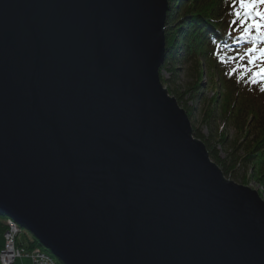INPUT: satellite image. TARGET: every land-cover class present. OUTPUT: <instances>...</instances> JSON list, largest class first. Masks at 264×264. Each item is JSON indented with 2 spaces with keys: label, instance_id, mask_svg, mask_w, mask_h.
Wrapping results in <instances>:
<instances>
[{
  "label": "water",
  "instance_id": "obj_1",
  "mask_svg": "<svg viewBox=\"0 0 264 264\" xmlns=\"http://www.w3.org/2000/svg\"><path fill=\"white\" fill-rule=\"evenodd\" d=\"M169 0H0V211L61 264H264V200L161 81Z\"/></svg>",
  "mask_w": 264,
  "mask_h": 264
},
{
  "label": "trees",
  "instance_id": "obj_2",
  "mask_svg": "<svg viewBox=\"0 0 264 264\" xmlns=\"http://www.w3.org/2000/svg\"><path fill=\"white\" fill-rule=\"evenodd\" d=\"M169 2L167 52L160 71L163 85L174 87L168 89L169 93L177 99L190 120L196 107H186L183 101L187 96L192 103L201 104L202 125L222 122V127L235 131L232 137L237 150H230L226 133H220L218 137L211 133L206 137L202 130L193 126L194 137L206 145L212 161L224 176L245 187L255 182L264 189V91H261L264 81L252 82L254 72L264 63L257 61L254 67L246 55L257 35L255 30L251 37L240 38L244 27L250 26L251 22L241 27L234 14L240 10L239 5L237 3L234 8L233 0ZM256 47L264 48V43ZM189 65H193L196 81L186 88L177 87L182 66ZM165 72L170 75L169 80L164 77ZM211 92L213 96L209 98ZM219 146L226 151L224 158L217 149ZM8 220L0 211V237H4L8 229ZM22 245L31 251L39 243L34 238L25 245L19 239V246Z\"/></svg>",
  "mask_w": 264,
  "mask_h": 264
},
{
  "label": "rangeland",
  "instance_id": "obj_3",
  "mask_svg": "<svg viewBox=\"0 0 264 264\" xmlns=\"http://www.w3.org/2000/svg\"><path fill=\"white\" fill-rule=\"evenodd\" d=\"M182 72L180 73V76H179V80L177 82V87H183V88H186V86L188 85H192V83H194L196 81V77H195V74L193 73V65H189V66H182ZM164 77L166 79H170V75L168 73H164ZM166 89H169V88H173L174 87L170 84L164 86ZM184 90L181 91V93H183ZM213 96V93H208V97H212ZM183 103L186 104V107L188 108H192L193 106L196 107V112L194 114V117L191 119V123H192V126H195V128H198L200 130H202V133L203 135H205L206 137H209L211 135V133H214L215 137H218V135L220 133H226V136L228 137L230 143L229 145H231L229 147L230 150H233L235 149V145H234V133L235 131L233 129H229L227 127H222V122H214L212 123L211 125H202V121H203V116H202V113H201V104L198 102L196 104L192 103V101L190 100V97L187 96L186 98H184V101ZM218 151H220V154H221V157L224 158L225 157V154H226V151L221 148L220 146L217 147ZM237 150V147L236 149ZM240 155V153H239ZM240 182V181H239ZM239 184V183H237ZM241 185V184H239ZM260 186L255 183V182H251L250 184V188L256 190L260 196L262 197V199L264 200V190L259 188ZM20 227V226H19ZM21 229V237H20V243H23V244H27L29 240H32L34 239L33 235L28 231L26 230L25 228H20ZM4 238L3 237H0V244L3 242ZM39 243V242H38ZM41 250V251H45L47 254H50L55 261H57L59 264H61L57 258H55L49 251H47L42 245H37L36 249H34L33 251L35 250ZM30 260L29 259H22V260H18L15 264H31V262H29ZM1 264V263H0Z\"/></svg>",
  "mask_w": 264,
  "mask_h": 264
},
{
  "label": "snow or ice",
  "instance_id": "obj_4",
  "mask_svg": "<svg viewBox=\"0 0 264 264\" xmlns=\"http://www.w3.org/2000/svg\"><path fill=\"white\" fill-rule=\"evenodd\" d=\"M238 3L239 9L235 11V17L240 20L241 27L245 25L243 34L240 38H248L252 36V31L257 34L252 40L253 46L247 49L246 55L249 57V63L254 67L257 66V61L264 63V48L256 47L259 43H264V0H233V7ZM236 20L233 21L235 25ZM239 29H237L238 31ZM251 71V70H249ZM253 83L264 81V66L258 67L253 74ZM264 91V88L261 89Z\"/></svg>",
  "mask_w": 264,
  "mask_h": 264
},
{
  "label": "built area",
  "instance_id": "obj_5",
  "mask_svg": "<svg viewBox=\"0 0 264 264\" xmlns=\"http://www.w3.org/2000/svg\"><path fill=\"white\" fill-rule=\"evenodd\" d=\"M7 225L8 229L4 234V245L0 249L1 264H15L18 260L24 258L29 259L32 264H59L45 251L38 249L28 251L23 245L19 246V239L22 234L19 225L12 219L8 220Z\"/></svg>",
  "mask_w": 264,
  "mask_h": 264
},
{
  "label": "crops",
  "instance_id": "obj_6",
  "mask_svg": "<svg viewBox=\"0 0 264 264\" xmlns=\"http://www.w3.org/2000/svg\"><path fill=\"white\" fill-rule=\"evenodd\" d=\"M2 244H3V242L0 244V249H1V247H2ZM27 260V259H26ZM30 262V261H29Z\"/></svg>",
  "mask_w": 264,
  "mask_h": 264
},
{
  "label": "bare ground",
  "instance_id": "obj_7",
  "mask_svg": "<svg viewBox=\"0 0 264 264\" xmlns=\"http://www.w3.org/2000/svg\"><path fill=\"white\" fill-rule=\"evenodd\" d=\"M4 238V237H3Z\"/></svg>",
  "mask_w": 264,
  "mask_h": 264
}]
</instances>
